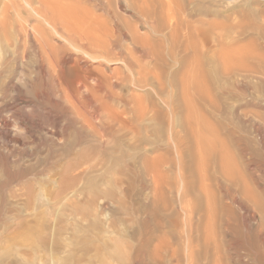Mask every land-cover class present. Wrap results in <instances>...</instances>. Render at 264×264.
<instances>
[{"label":"rangeland","instance_id":"rangeland-1","mask_svg":"<svg viewBox=\"0 0 264 264\" xmlns=\"http://www.w3.org/2000/svg\"><path fill=\"white\" fill-rule=\"evenodd\" d=\"M69 61L103 64L109 98L72 100ZM105 105L128 127L103 143ZM0 158V264H261L264 0H0Z\"/></svg>","mask_w":264,"mask_h":264},{"label":"bare ground","instance_id":"bare-ground-1","mask_svg":"<svg viewBox=\"0 0 264 264\" xmlns=\"http://www.w3.org/2000/svg\"><path fill=\"white\" fill-rule=\"evenodd\" d=\"M178 13V12H177ZM177 13H175V15L174 14H172L170 17H169V19L170 20H174V23H176L177 24V16L176 15H178ZM196 22H198L199 23V21H196ZM196 24V23H195ZM181 25V23H178V25H177V29H178V26H180ZM194 26V25H193ZM186 28V34L188 35V37L190 38L189 39V41H191V42H189L186 46H187V49L189 50V49H191L192 51H193V53H194V55H195V59H194V62H192L191 63V66H189L188 64H185V65H187V67H190L187 71H188V73L186 72V71H184L185 73H187L186 75H188L187 77H189V73L192 71V68L194 69L195 68V72H197V71H201L202 70V67H201V58H200V56H199V54H198V52H199V46H198V44H197V42H192L193 40H192V38H193V36L196 34V38H197V36L198 37H200V36H202V29H201V27H202V25H201V22H200V24H199V27L197 26V30H196V32H195V34L193 35V32L195 31V28H194V30H192L188 25H186L185 26ZM195 27V26H194ZM80 31V30H79ZM79 31H77V32H79ZM70 32V31H69ZM72 32H70V34H71ZM75 33V31L73 32V34ZM69 34V35H70ZM80 35H82L81 33H80ZM80 35H79V37H80ZM84 35V34H83ZM72 36V35H71ZM78 36V35H77ZM186 36V35H185ZM69 37V36H68ZM74 37V36H73ZM76 37V36H75ZM75 37H74V39H75ZM69 38H72V37H69ZM82 38H84V36L82 37L81 36V39ZM73 39V38H72ZM72 39H70V40H72ZM87 39V38H86ZM200 39V38H199ZM198 39V40H199ZM69 40V41H70ZM78 40V42L81 44V42H83L82 40H81V42L79 41V39H76V41ZM76 41L75 42H73L74 44L76 43ZM87 41V40H86ZM201 41V40H200ZM77 42V43H78ZM85 42V41H84ZM83 42V43H84ZM89 41H87V43H88ZM23 43V42H22ZM76 43V44H77ZM87 43H86V45H87ZM89 44V43H88ZM83 45V44H82ZM85 45V44H84ZM26 46V45H25ZM86 47H88V50H89V48H92V46H91V44H89V46L87 45ZM113 47H118L117 45L116 46H112V45H109V46H107V48H103L102 49V51L103 52H105L106 54H109L110 53V51L113 49ZM85 48V47H84ZM86 49V48H85ZM143 49V48H142ZM145 49V48H144ZM85 51V50H84ZM145 51H148V49H146ZM144 51V52H145ZM141 52V51H140ZM149 54V51L148 52H146L145 53V55L147 56ZM41 57V56H40ZM47 57V56H46ZM49 57V56H48ZM47 57V58H48ZM67 58V57H66ZM49 59V58H48ZM52 59V58H51ZM50 59V60H51ZM75 59L77 60V58L75 57ZM79 59V58H78ZM81 59V58H80ZM57 60V59H56ZM66 60V59H65ZM70 60V59H69ZM73 60V59H72ZM82 61H83V58L81 59ZM80 61V60H79ZM85 61V60H84ZM55 62V61H54ZM88 62V61H87ZM42 63V62H41ZM40 63V64H41ZM50 63V62H49ZM80 62H77V61H74V62H70L69 61V63H66V65H65V68L68 70V72H69V74L70 75H73L74 77H75V82H76V89H75V91L72 93V100H74L73 99V97H74V95L75 94H82L81 92H83V93H85L86 95H89V96H91V97H93L94 96V92H96V90L97 91H99L100 93H102L103 95V97L105 98V100L107 99L106 97H108L109 98V96L106 94V90L104 89V85H105V83L106 82H108V79L110 78V73H108V71L106 70V69H100L101 71H98V69L97 68H99L101 65H103V64H99V66H97V67H91V66H88V65H86L85 63H83L82 62V64L80 65L79 64ZM98 63H100V61L98 62ZM97 63V64H98ZM187 63V62H186ZM42 65V64H41ZM40 65V66H41ZM57 65V64H56ZM194 66V67H193ZM41 67H43V66H41ZM57 68V67H56ZM64 68V69H65ZM101 68V67H100ZM187 69V68H186ZM193 72V71H192ZM201 72H203V71H201ZM44 73V72H43ZM61 73H62V71H61ZM49 74V73H48ZM59 75H60V72L58 73ZM66 74V73H65ZM65 74L63 73L62 75H64L65 76ZM191 74H193V73H191ZM195 75H196V73H195ZM201 75V74H200ZM61 76V75H60ZM192 77H193V75H191ZM43 77V76H42ZM44 78V77H43ZM60 78V77H59ZM58 78V79H59ZM69 78V77H68ZM68 78H66V79H68ZM183 78V77H182ZM198 78V77H197ZM47 79V78H46ZM55 79V78H54ZM72 79V78H71ZM111 79V78H110ZM187 79V78H186ZM185 79V80H186ZM193 79V78H192ZM192 79H191V81H190V83L189 84H191L192 83V85L193 86H195L194 84H193V81H192ZM201 79H203V78H201ZM64 80V79H63ZM73 80V79H72ZM182 80V79H181ZM198 80V79H197ZM60 81V80H59ZM65 81V80H64ZM63 81V82H64ZM67 81V80H66ZM184 81V78H183V80H182V83H186L185 81ZM187 82H188V80H186ZM49 82V81H48ZM71 82V81H70ZM73 82V81H72ZM57 83V82H56ZM74 83V82H73ZM111 83V82H110ZM22 84V83H21ZM46 84V83H45ZM44 84V85H45ZM61 84V83H60ZM66 84V83H65ZM64 84V85H65ZM108 84V83H107ZM188 84V83H187ZM198 84V83H197ZM62 85V84H61ZM64 85H62V87L64 86ZM67 85V84H66ZM50 86V85H49ZM55 86V85H54ZM189 86V85H188ZM187 85H186V88L188 87ZM193 86H191V87H193ZM196 86H198V85H196ZM46 87V86H45ZM59 88H61L60 86H59ZM106 88V87H105ZM190 87H188V89H189ZM196 88V87H195ZM64 89H67V87L65 88L64 87ZM68 89H69V87H68ZM67 89V90H68ZM191 89V88H190ZM54 90V89H53ZM63 92H64V90H63ZM58 93V92H57ZM65 93V92H64ZM68 93H70V92H68ZM98 93V92H97ZM187 93V91L185 92V94ZM66 96H67V94H65ZM27 96V95H26ZM65 96V97H66ZM88 96V97H89ZM101 96V97H102ZM185 96V95H184ZM59 97V96H58ZM64 97V98H65ZM100 97V98H101ZM186 97V96H185ZM67 98L69 99L70 98V95H68V97H66V100H67ZM99 97H97V99L98 100H100L101 101V99H100ZM187 98V97H186ZM77 99H79V98H77ZM89 99V98H88ZM35 100V99H34ZM103 100V99H102ZM104 100V101H105ZM69 101H71L70 99H69ZM84 101V100H83ZM86 101V100H85ZM104 101L103 102H101V103H103V104H105L104 103ZM51 102V101H50ZM74 102V101H73ZM72 102V103H73ZM77 102V101H76ZM72 103L71 102H68V104H71L72 105ZM82 103V102H81ZM80 103V104H81ZM63 104V103H62ZM75 104V103H74ZM73 104V105H74ZM79 104V105H80ZM70 105V106H71ZM75 106H76V104H75ZM77 106H78V104H77ZM76 106V107H77ZM64 107V106H63ZM67 107V106H66ZM79 107V106H78ZM81 107V106H80ZM185 107H186V105H185ZM72 109H73V106L71 107ZM70 107H69V109H71ZM84 108H86V107H84ZM102 109H100L99 108V110H98V112H95V113H93L92 112V118H91V116H90V118L91 119H86V120H84V123H85V125L88 127V130L89 131H91V132H94V133H96L97 134V137H98V135L100 136V138H101V140L103 141V140H106V139H108V138H110L111 136H112V134H113V132L115 131V129L116 128H122V129H124V128H127L128 127V121H127V119H125V118H122V116H123V114L121 113V114H116V115H114V114H112V112H109V110L106 108V105L105 106H103V107H101ZM77 108H75V110H76ZM79 109V108H78ZM83 109V108H82ZM67 109H65V111H66ZM84 110V109H83ZM79 111V110H78ZM87 111V110H86ZM68 112H72V111H68ZM83 112V111H82ZM29 113V112H28ZM51 113V112H50ZM55 114H57V113H55ZM80 114V113H79ZM79 114H77L76 113V115L78 116ZM81 114H84V113H81ZM28 115V114H27ZM68 117V116H67ZM83 116H81V118H82ZM20 119V118H19ZM28 119V118H27ZM105 119V120H104ZM96 120L98 121L99 120V122L100 123H98V125H96L97 123H96ZM6 121V120H5ZM94 121V122H93ZM103 121H105L104 123H103ZM31 122H33V121H31ZM54 123V122H53ZM57 123V122H56ZM94 123H96V124H94ZM15 124V123H14ZM70 124V123H69ZM4 125H6V123L4 124ZM8 125V124H7ZM33 125V124H32ZM73 124H71V126H72ZM10 126V125H9ZM14 126V125H13ZM68 126V125H67ZM83 127V126H82ZM116 127V128H115ZM43 128V127H42ZM72 128H73V126H72ZM35 129V128H34ZM70 129V128H69ZM84 129V128H83ZM9 130V129H8ZM47 131V130H46ZM79 131V130H78ZM84 131V130H83ZM17 132V131H16ZM23 132V131H22ZM15 133V132H14ZM18 133V132H17ZM75 133V132H74ZM82 133V132H81ZM29 134V133H28ZM68 134V133H67ZM51 135V134H50ZM87 136V135H86ZM86 136H85V138H86ZM22 137V136H21ZM34 137V136H33ZM41 137V136H40ZM56 137V136H55ZM84 137V136H83ZM93 138V137H92ZM82 139V138H81ZM80 139V140H81ZM94 139V138H93ZM40 140V139H39ZM76 140V139H75ZM79 140V141H80ZM86 140H87V138H86ZM95 140V139H94ZM237 140H241V139H237ZM41 141V140H40ZM83 141H85V140H83ZM30 142V141H29ZM81 142H82V140H81ZM45 143V142H44ZM53 143V142H52ZM101 143V142H100ZM103 143H104V141H103ZM236 143V142H235ZM234 143V144H235ZM239 143V142H238ZM31 144V143H30ZM51 144V143H50ZM240 144L243 146V148H244V151H251L252 153H254V151H253V149H250V147L249 146H247V144L244 142H242V140L240 141ZM97 145H98V143H97ZM103 145V144H102ZM101 145V146H102ZM99 146H100V144H99ZM104 146V145H103ZM104 148H106V147H103V151H105V149ZM203 152H204V154L206 155L205 157H207L206 159H208V160H210L211 159V156H212V154H210V148L208 149H206L205 148V146L203 145ZM236 148V147H235ZM50 149H51V147H50ZM100 149V148H99ZM242 149V148H241ZM102 151V152H103ZM242 151V150H241ZM101 152V151H100ZM107 152V151H106ZM55 153V152H54ZM256 153V152H255ZM254 153V154H255ZM106 154V153H105ZM52 155V154H51ZM56 155V154H55ZM251 155V154H250ZM252 156V155H251ZM0 160H1V158H0ZM13 161V160H12ZM251 162V161H250ZM250 165V164H249ZM245 166V165H244ZM15 168H16V166H15ZM247 168V167H246ZM17 169V168H16ZM20 169V168H19ZM8 170V169H7ZM6 170V171H7ZM2 172V171H1ZM21 172V171H20ZM15 173V172H14ZM23 173V175L25 176V173L24 172H22ZM24 176H22V177H24ZM252 176V175H251ZM5 178V177H4ZM24 178H26V177H24ZM23 178V179H24ZM10 181V180H9ZM14 181V180H13ZM15 182V181H14ZM23 182V181H22ZM19 183V182H18ZM11 184V183H10ZM7 186V185H6ZM230 193H231V191H230ZM233 193V192H232ZM226 195H227V193H226ZM210 196V195H209ZM230 196V195H229ZM232 198V200H231V202H233V204H234V201H233V195L231 196ZM211 198V199H210ZM218 199H219V197H218ZM217 198H214V197H209V200H208V205H209V207H208V211L209 212H213L212 213V217L213 218H215V219H217V215L219 214H221V215H224V216H231L232 218H234L235 217V214H233V212H232V210H231V207L229 206V205H225V204H222L221 202H220V200H218ZM229 200H230V198H229ZM248 201V200H247ZM255 203V202H254ZM236 204V203H235ZM231 205V204H230ZM258 205H261V204H258ZM207 209V208H206ZM207 211V212H208ZM205 213H206V211H205ZM220 215V216H221ZM234 215V216H233ZM237 217V216H236ZM232 218H229V219H231L232 221L234 220V219H232ZM228 219V220H229ZM222 220H223V218H222ZM217 221V220H216ZM225 221V220H224ZM206 225H207V223H206ZM219 225L221 226V224H220V221H219ZM218 225V226H219ZM235 225V224H234ZM225 227H223L222 229H224ZM227 228V227H226ZM247 228V227H246ZM228 230V229H227ZM247 230V229H246ZM242 231V230H241ZM248 231V230H247ZM246 231V232H247ZM259 231H264V224L262 223V222H260L259 223ZM226 232V231H225ZM230 232L235 236V237H237L238 239H240V240H242V241H244L245 240V236H244V234L242 233V232H244V231H242V232H240L237 228H235V227H231L230 228ZM259 234H261V233H259ZM264 234V233H263ZM258 236H260V235H258ZM263 236V235H262ZM210 238V237H209ZM248 238V237H247ZM247 238H246V240H247ZM258 238V237H257ZM256 238V239H257ZM206 239H207V236H206ZM253 239V238H252ZM260 239L258 238L257 239V241L256 242H258ZM263 239H261V241H262ZM264 241V240H263ZM197 241L196 240H194V239H189V244H191V243H196ZM245 243V242H244ZM264 249V248H263ZM262 249V250H263ZM257 250V249H256ZM254 252V251H253ZM194 253L193 252H191V254H190V260H191V262H194ZM262 258L264 259V256H262ZM253 259V258H252ZM225 263V262H224ZM261 264H264V260L261 262Z\"/></svg>","mask_w":264,"mask_h":264}]
</instances>
